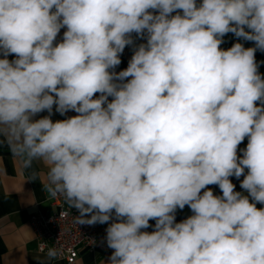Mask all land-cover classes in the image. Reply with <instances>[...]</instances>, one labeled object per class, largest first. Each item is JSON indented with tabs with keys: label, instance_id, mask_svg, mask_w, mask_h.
I'll list each match as a JSON object with an SVG mask.
<instances>
[{
	"label": "clouds",
	"instance_id": "obj_1",
	"mask_svg": "<svg viewBox=\"0 0 264 264\" xmlns=\"http://www.w3.org/2000/svg\"><path fill=\"white\" fill-rule=\"evenodd\" d=\"M257 50L264 0H0V136L77 225L108 223V264H264Z\"/></svg>",
	"mask_w": 264,
	"mask_h": 264
},
{
	"label": "crops",
	"instance_id": "obj_2",
	"mask_svg": "<svg viewBox=\"0 0 264 264\" xmlns=\"http://www.w3.org/2000/svg\"><path fill=\"white\" fill-rule=\"evenodd\" d=\"M65 30L61 29L57 42L62 41ZM133 36L137 45L146 42L144 39L136 38L135 34ZM132 55L133 46H126L120 56L121 63L115 71L126 69ZM14 58L13 55L8 57L9 60ZM47 115L48 113L45 111L39 113L35 118L39 119ZM74 115L77 113L69 111L62 116L55 112L54 106L51 119L53 121L63 120ZM247 142V138H245L238 146V155H242L240 150L246 148ZM33 171L39 174L34 179L32 178ZM45 172V167L38 162L33 165L32 169H24L21 160L13 155L6 137L0 136V264H67L63 260L49 259L47 254L37 250L34 232L29 224L30 215L36 210L43 215H50L55 210L51 204V197L42 188ZM243 178V176L239 179L235 176L230 177L236 186V191H243L240 188ZM207 188H210L215 195H222L218 185H209ZM257 207H264V205L257 204ZM190 215L192 212L188 206L182 210L177 209L176 222H180ZM111 222L109 221V223ZM149 224L151 227L145 231L151 232L154 230L155 221L150 220ZM103 225L108 226V223ZM110 255L99 250L81 249L74 264H108Z\"/></svg>",
	"mask_w": 264,
	"mask_h": 264
},
{
	"label": "built area",
	"instance_id": "obj_3",
	"mask_svg": "<svg viewBox=\"0 0 264 264\" xmlns=\"http://www.w3.org/2000/svg\"><path fill=\"white\" fill-rule=\"evenodd\" d=\"M55 210L50 215H43L36 210L30 215L29 224L34 232L37 250L47 254L49 248L58 249L56 260L74 264L81 249L102 251L111 254L112 249L106 244V228L103 224L77 225L73 216L79 215L76 209H70L61 198H52ZM67 212L66 216L61 213Z\"/></svg>",
	"mask_w": 264,
	"mask_h": 264
},
{
	"label": "trees",
	"instance_id": "obj_4",
	"mask_svg": "<svg viewBox=\"0 0 264 264\" xmlns=\"http://www.w3.org/2000/svg\"><path fill=\"white\" fill-rule=\"evenodd\" d=\"M223 43L221 44V48L227 50L228 48L232 47L234 43H242L244 47H254L255 44L253 41H246L243 40L242 38H237L235 37L234 34L228 33L223 37ZM255 58L257 63L259 64V72L264 75V52L257 50L255 54Z\"/></svg>",
	"mask_w": 264,
	"mask_h": 264
}]
</instances>
